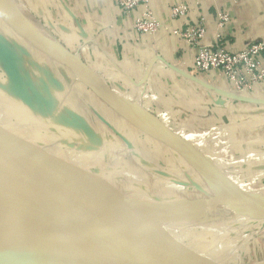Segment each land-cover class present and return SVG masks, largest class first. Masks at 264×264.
I'll return each instance as SVG.
<instances>
[{"label":"crops","instance_id":"0c3cea01","mask_svg":"<svg viewBox=\"0 0 264 264\" xmlns=\"http://www.w3.org/2000/svg\"><path fill=\"white\" fill-rule=\"evenodd\" d=\"M14 1L66 49L81 53L117 94L194 142L234 187L263 191L264 82L237 89L220 70L198 72L196 47L173 32L185 29L186 23L171 10L187 6L189 22L199 21L206 30L204 44L239 51L264 40V0H149L162 22L153 33L138 31V12L124 13L119 0ZM223 13L230 18L220 25ZM0 28L6 34L0 35V70L13 80L16 99L26 93L32 100L27 127L18 117L17 130H11L15 125L0 114L3 145L18 139L33 148L28 158L16 157L15 168L25 173L29 166L35 172V166L43 167L51 181L29 177L98 219L99 204L125 201L138 206L160 223L146 231V244L169 250L170 264H264V220L218 205L203 188L195 165L110 108L70 69L52 68L56 60L41 57L2 20ZM24 47L34 51L32 55H25ZM67 73L77 87L62 80ZM35 126L45 130L38 132ZM212 142L215 146L209 145ZM177 220L180 224L174 225Z\"/></svg>","mask_w":264,"mask_h":264},{"label":"water","instance_id":"95a60500","mask_svg":"<svg viewBox=\"0 0 264 264\" xmlns=\"http://www.w3.org/2000/svg\"><path fill=\"white\" fill-rule=\"evenodd\" d=\"M0 16L20 37L52 59L66 65L74 74L82 73L84 81L110 108L151 134L169 148L182 155H198L218 184L220 194L214 199L235 214L252 220H264V200L254 199L248 192L234 187L211 157L203 154L191 142L164 127L159 134L139 124L130 114L124 97L112 90L103 78L75 53L50 39L30 31L4 8L0 2ZM36 172L17 168L0 160V245H16L22 255L38 257L50 264H170L169 250L151 248L146 244V231L158 227L159 222L146 217L138 206L125 201L101 206L102 219L86 214L30 177L51 181L43 167ZM30 176V177H29ZM74 194L78 195L75 190ZM93 206V205H92ZM99 208L95 206L94 210ZM156 209V208H154Z\"/></svg>","mask_w":264,"mask_h":264},{"label":"built area","instance_id":"2783aa9c","mask_svg":"<svg viewBox=\"0 0 264 264\" xmlns=\"http://www.w3.org/2000/svg\"><path fill=\"white\" fill-rule=\"evenodd\" d=\"M119 5L126 14L138 12L135 27L141 32H155L162 26L161 20L150 8L149 0H119ZM143 7V11L139 8ZM172 16L186 23L185 29L174 30V34L189 40L197 49L195 68L198 72L220 70L228 78L230 84L237 89L252 88L264 82V40L253 42L239 51H231L221 44L207 45L203 43L206 30L201 22H189L186 5L172 8ZM223 13L220 25L229 20ZM188 21V22H187Z\"/></svg>","mask_w":264,"mask_h":264},{"label":"rangeland","instance_id":"374dc122","mask_svg":"<svg viewBox=\"0 0 264 264\" xmlns=\"http://www.w3.org/2000/svg\"><path fill=\"white\" fill-rule=\"evenodd\" d=\"M14 1V0H13ZM15 2V1H14ZM24 13V12H23ZM24 16L34 25L35 28L39 29V31H41V33L43 35H45L48 39H50L52 42H55L56 44L60 45V46H63L62 44H60L58 42V39H56L47 29H44V28H41L38 26L37 22L33 21L30 19V16L29 14L27 13H24ZM0 20L3 21L2 17L0 16ZM4 22V21H3ZM36 24V25H35ZM12 30V29H11ZM0 35L5 37L6 34L4 32L3 29L0 28ZM64 47V46H63ZM39 50V49H38ZM31 53H30V52ZM40 54H44L45 56H48V58L50 57L49 55H47L46 53L42 52L41 50H39ZM32 50H28L27 47H24V50H23V53H25V55H32ZM38 54L36 53V57ZM40 55V56H41ZM80 59L81 58V53H78L76 54ZM43 57V55L41 56ZM51 58V57H50ZM42 62V61H40ZM53 64H52V68H56L57 70H62V69H67L68 67L64 64H61L60 62L56 61L54 62L52 60ZM43 63V62H42ZM61 66V67H60ZM46 67V66H45ZM64 67V68H63ZM0 68H2L0 66ZM51 68V69H52ZM69 70V68L67 69ZM62 80L64 79V82H66V84H68V86H71V87H77L78 85H76V81H73L72 83H70V77H68V73H67V77L64 75L61 77ZM77 80V79H76ZM78 82H80L78 80ZM13 80L11 79V77L9 76H6V75H3L2 74V70H0V114L1 116L5 119V122H7L8 120L10 121V123H12L13 126L11 128V130H14L16 131L17 130V126H16V121L18 119V117L20 118V122H26L25 124H23L24 127H27V121L30 120V115L32 114L30 111H31V108H30V105L32 103V100H29L26 98V93L22 95V97L19 96V99H16V93L13 92ZM57 85H58V82H57ZM14 87H16V85H14ZM21 87L22 88H25L24 87V83L21 82ZM6 88V89H5ZM13 88V89H12ZM12 89V91H11ZM26 89V88H25ZM15 90V89H14ZM30 92V91H29ZM39 94V93H37ZM36 95V93H35ZM22 109H24L25 113H26V116L28 119H26L22 113H20V111L22 112ZM4 114V115H3ZM5 131H7V126L6 125H3ZM29 127V126H28ZM36 129L38 130V132L40 131L41 133H43V130H45V127L44 126H40V127H37L35 126ZM1 126H0V133H1ZM201 142H205V141H202ZM23 143V144H22ZM192 144H194L195 147H197V145L192 142ZM215 142H212L211 144H209L210 146L213 145L215 146ZM6 147V148H4ZM209 147V146H208ZM4 154H3V153ZM32 152H33V148H32V145L28 143V145H26V142H22V141H19L18 139H15V140H12L10 142H8L5 145H3V143L1 142L0 140V160L1 161H5L8 165L10 166H13V167H16L15 165H12V164H15L16 162V157H24V158H28L29 155H32ZM24 154V155H23ZM11 156V160L12 161H8V157L10 158ZM171 165H174L175 162L174 160H171L170 162ZM191 165V164H190ZM191 168L192 165H191ZM194 169V168H193ZM196 172V171H195ZM192 173V172H191ZM198 178L202 181V183L204 184V189L212 196H215L217 193H214L216 192L215 190H213V188L210 186V184L203 178V176H201L200 173H198ZM202 184V186H203ZM262 189L264 190V185L262 186V188H259V190ZM241 191H244V192H248V190H245V188H240ZM157 207V206H156ZM155 208V207H154ZM173 209H176L178 211V208H173ZM176 210H173V211H176ZM172 214H175V213H170L169 216H172ZM177 214V213H176ZM146 217H149V216H146ZM160 218V221L164 224L168 223V219L166 217H159ZM252 220V219H251ZM174 225H178L180 224L179 221H174L173 222Z\"/></svg>","mask_w":264,"mask_h":264},{"label":"bare ground","instance_id":"6f19581e","mask_svg":"<svg viewBox=\"0 0 264 264\" xmlns=\"http://www.w3.org/2000/svg\"><path fill=\"white\" fill-rule=\"evenodd\" d=\"M4 8L13 16V18L22 24L24 27L33 31L34 33L42 36L43 38L47 37L35 28L34 25L24 16V13L20 10L19 6L13 0H0ZM36 25V24H35ZM82 80H86V77L80 73H76ZM125 104L128 107V110L132 117L139 123L141 126L152 130L155 133H163L164 128L155 122L150 115H148L142 107L135 101L124 99ZM187 159L195 165L197 170L203 176V178L210 184V186L215 190L217 194H220V189L218 184L215 182L211 174L206 169L204 163L198 155L187 154ZM248 195L254 199L264 200V190L257 192H249ZM0 264H50L44 261L41 258L22 255L18 250L16 245H0Z\"/></svg>","mask_w":264,"mask_h":264}]
</instances>
